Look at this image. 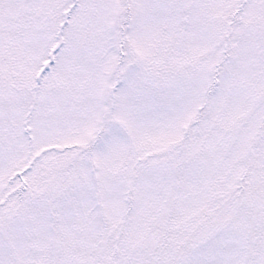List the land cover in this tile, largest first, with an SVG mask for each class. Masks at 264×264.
Listing matches in <instances>:
<instances>
[{
  "label": "snow or ice",
  "instance_id": "obj_1",
  "mask_svg": "<svg viewBox=\"0 0 264 264\" xmlns=\"http://www.w3.org/2000/svg\"><path fill=\"white\" fill-rule=\"evenodd\" d=\"M0 264H264V0H0Z\"/></svg>",
  "mask_w": 264,
  "mask_h": 264
}]
</instances>
